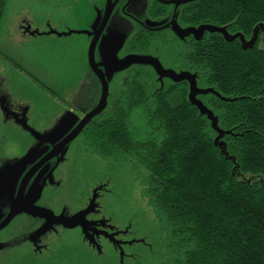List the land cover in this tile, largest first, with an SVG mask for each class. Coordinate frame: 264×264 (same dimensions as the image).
Segmentation results:
<instances>
[{
    "label": "trees",
    "instance_id": "obj_1",
    "mask_svg": "<svg viewBox=\"0 0 264 264\" xmlns=\"http://www.w3.org/2000/svg\"><path fill=\"white\" fill-rule=\"evenodd\" d=\"M7 2L0 0V22ZM159 8L157 15L167 14V6ZM179 22L225 26L239 36L206 31L183 41L142 31L128 48L166 54L168 66L196 73L200 87L222 96L198 98L230 131L221 141L233 158L215 143L209 117L190 102L189 84L161 85L154 70L143 68L128 72L81 141L86 151L136 171L164 235L160 264H264V0H196L182 8ZM255 29L258 37L247 43Z\"/></svg>",
    "mask_w": 264,
    "mask_h": 264
},
{
    "label": "rangeland",
    "instance_id": "obj_2",
    "mask_svg": "<svg viewBox=\"0 0 264 264\" xmlns=\"http://www.w3.org/2000/svg\"><path fill=\"white\" fill-rule=\"evenodd\" d=\"M93 2L84 0L74 6L75 3L57 0H8L0 22V170L22 152L45 147L10 112L25 114L30 126L49 133L68 111L82 116L97 102L101 86L89 67V36L51 32L89 28L96 15ZM143 4L144 0H139L134 8L140 14ZM258 35L256 30L249 41ZM260 46L264 47V33ZM153 53L161 56L166 66L172 65L166 54ZM127 75L123 71L115 77L109 100L121 91ZM57 172L61 182L56 190L67 203L76 201L85 207L94 189L104 186L98 190L96 210L90 216L105 218L112 227L126 229L129 239L143 240L126 246L125 264H160L165 257L164 235L153 209L141 195L131 164L107 161L86 151L80 134L63 154ZM53 190L55 185L47 192ZM64 237L63 244L73 250L60 249L63 261L59 264H121L118 250L106 241L100 243L102 249L97 251L88 247L84 238L74 242V235L65 233ZM24 252L15 255L19 258L15 264H21Z\"/></svg>",
    "mask_w": 264,
    "mask_h": 264
},
{
    "label": "water",
    "instance_id": "obj_3",
    "mask_svg": "<svg viewBox=\"0 0 264 264\" xmlns=\"http://www.w3.org/2000/svg\"><path fill=\"white\" fill-rule=\"evenodd\" d=\"M138 1L139 0H127L125 6H122V1L118 3V0H106V2L100 6H98V4L94 1L93 4L96 10V15L90 23L89 28L84 30H68L65 32H57L55 30L51 31L65 36L72 33H84L89 36V67L100 83L101 93L94 107H91V109H89L83 117L78 116L72 111H68L64 117H62L58 125H56L49 133H41L30 126L25 114L20 116L10 112L15 116L16 121L21 124L34 138L42 144H45L44 149L50 150L42 157L37 165L27 171L25 177L19 184L17 196L12 200L8 215L0 222V231L4 229L18 213L26 212L31 215H38L47 218L51 217L58 223L64 224L66 227H75L80 225L82 226L86 237L90 240V243H94L98 246L95 239L97 222L95 220H89L87 216L89 213H93L96 210L99 188L93 191V195L88 206L71 216H66L64 214L58 216L55 215L52 210L35 204L46 184V180H44L42 185L38 184L41 172L35 179L34 183L30 186L28 192L24 193V190L28 186L30 178H32L33 174L39 167L42 166V164L61 153L64 154L68 150L71 142L80 136L88 123L106 109L108 105V98L110 96L111 83L120 72L127 70L133 64L143 67H151L155 71L161 85L165 83V79L174 83L186 81L189 84L188 97L190 102L199 108L201 114H205L209 117L212 121L213 127L217 131L215 143L219 145L222 153L226 154L229 158H233L229 156L225 143L221 141V137L230 131L223 130L218 126V117L214 115L212 110L206 107V105H204V103L198 98V95L210 92L222 97L216 90L212 87H200L197 82L196 73L188 70H176L173 67L166 66L158 55H153L152 53H131L121 57V53L134 32L139 28L140 23L138 22L141 20L145 28H152L155 32H161L166 28H171L173 33L181 40H185L186 37L191 35H193L196 39H200L206 31H217L223 33L227 39H234L239 36V34L229 36L225 26H216L212 24H201L199 26L188 25L183 27L179 22V14L185 5L196 0H158L164 4L174 5L172 19L168 24L165 23L169 20V18L163 17L153 19L148 16L152 0H144L142 7L144 8L143 13H138L134 9ZM255 32L256 29L254 34ZM91 37L93 38L91 39ZM240 38L242 40L244 39L242 35ZM251 42L252 40L247 43ZM46 87L49 86L46 85ZM41 150L43 149L30 150L23 157L14 160L13 162L7 164L3 170H0V201L2 200L3 195L7 194L10 189L14 192L16 183L21 176L23 169L34 159V153L43 152ZM33 169L35 170L32 171ZM238 177L245 180L257 179L256 177H252L250 174H238ZM53 222L54 221L50 224ZM42 229L45 228L42 227ZM107 236L113 243L120 244V242L115 238V234H109ZM6 246L7 242H0V252Z\"/></svg>",
    "mask_w": 264,
    "mask_h": 264
},
{
    "label": "flooded vegetation",
    "instance_id": "obj_4",
    "mask_svg": "<svg viewBox=\"0 0 264 264\" xmlns=\"http://www.w3.org/2000/svg\"><path fill=\"white\" fill-rule=\"evenodd\" d=\"M80 1L82 2L84 0H75L76 3L74 6H76ZM94 1L98 4V6L106 2V0H94ZM121 1H122V6H125L127 0H118V3H120ZM155 2L158 3L159 6L157 4L158 8L154 11L153 6L156 5ZM163 5L167 6V12H166L167 14L164 16H159L156 13L159 12L161 9L159 7ZM173 11H174V5L164 4L158 0H152L150 9L148 11V16L153 19H158L163 17L169 18V20H167L165 23L168 24L172 19ZM141 21L138 22L140 23V26L134 32L132 37L135 34L140 33L142 31L155 32L153 31L152 28L150 29L145 28L143 22ZM181 25L183 27L188 26L183 24ZM160 34L163 36L172 35L173 38L177 37L173 33L171 28H166L165 30H162ZM92 38L93 37H91V39ZM193 38L195 37L191 35L189 37H186L185 40H189V39L192 40ZM129 41L124 47L121 53V57L129 55L131 53H141L138 51L130 50L128 48ZM152 54L155 55L154 53ZM140 68L153 70L151 67H143L140 65L133 64L127 70H125V72H129L133 69H140ZM169 81L170 80L165 79V82H169ZM43 86L46 87L45 84H43ZM46 88L56 97H60L55 91H53L49 87ZM108 102H109V98H108ZM83 116L84 115L80 117ZM49 150L50 149H43L41 150L43 152L34 153L35 154L34 159L30 163H28L26 167L23 169L21 176L19 177L16 183L14 192L10 189L7 194L3 195L2 200L0 201V222L8 215L12 200L17 196L19 184L25 177L27 171L30 170L35 165H37L39 161L42 159V157L46 155V153ZM22 153L24 154L18 156V158L23 157L26 154V151ZM62 159H63V153L53 157L46 163L42 164V166L36 170L32 178H30V180L28 181V186L25 188L24 193L28 192L30 186L34 183L35 179L38 177V175L41 172V177L40 180L38 181V184L42 185L44 183V180H46L45 182L46 184L42 190L40 197L35 202V204L52 210L55 213V215L60 216L61 214H64L66 216H71L77 213L78 211H80L81 209L87 207L89 202L87 203V205H85V207L78 206L76 201H73L74 203L72 202L67 203L63 194L61 192L59 193L57 192L58 191L56 190V187L58 186L57 184L58 182H61L58 179V175L60 174V172L57 171L61 164ZM34 170L35 169H33L32 171ZM53 185H55V190L47 192V189L49 188L52 189ZM100 187L101 188L99 190H102L104 188L103 185H101ZM90 215L92 214L89 213L87 216L89 220H95L97 222L95 231L98 234L95 233V239L98 243V246L94 243H90V240L86 237L83 228L80 225L75 227H66L64 224L58 223L56 220H53V218L51 217L47 218L38 215H31L26 212L18 213L7 224V226L0 231V242H7V246L4 249H2L0 252V264L4 262H5L4 264H8L9 262L15 264V262L19 259V258L16 259L17 256L16 254L18 253L20 254L21 250L25 251L23 253V256L20 257L21 264H59L60 262L63 261L62 259L63 254L60 249H64L69 252H71L70 250H73L71 246H65L63 244V242L65 241V237H64L65 233H67V235H74V242L78 241L80 238L82 239L84 238L85 241H87L88 243V247H90L91 249H93L94 247L95 249H97V251H100L102 249L101 244L102 242L106 241L114 249L118 250L120 263L125 264V258L127 256V253L125 251L126 246L131 244L132 242H141L143 241L142 238L129 239L127 236L128 231L126 229H123L121 227L114 228L108 224L105 218L95 217V216L92 217ZM52 221L54 222L50 224ZM42 227H44L45 229H42ZM109 234H115V238L120 242V244L113 243L110 240V238L107 236Z\"/></svg>",
    "mask_w": 264,
    "mask_h": 264
}]
</instances>
